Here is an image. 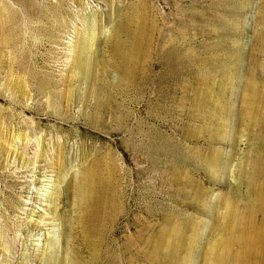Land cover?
Masks as SVG:
<instances>
[{"label":"rangeland","instance_id":"374dc122","mask_svg":"<svg viewBox=\"0 0 264 264\" xmlns=\"http://www.w3.org/2000/svg\"><path fill=\"white\" fill-rule=\"evenodd\" d=\"M256 88L264 119V0H0V264H232ZM94 157L119 209L90 263L64 182Z\"/></svg>","mask_w":264,"mask_h":264},{"label":"bare ground","instance_id":"6f19581e","mask_svg":"<svg viewBox=\"0 0 264 264\" xmlns=\"http://www.w3.org/2000/svg\"><path fill=\"white\" fill-rule=\"evenodd\" d=\"M136 60H138L137 57H134L131 53L123 59L124 63L121 62V64L123 63L125 66L126 75H131L133 73L137 62ZM261 99L260 91L257 90V88L243 97L245 108L252 110V116L250 117L254 118L253 124L257 121L260 128L255 171L253 175H250L249 180L246 182L244 181V184H246V187H244L247 189V197L245 196L246 202L243 204V208L241 207L243 212L240 214L233 207L230 208V212L227 216L225 213L223 214L226 216L224 222L220 227H217V229L223 230L225 234L230 235L227 241L221 243L224 247L222 251H225L226 256L230 254L228 256L232 264H264V182L260 184L261 181H259V184L257 183L259 179L258 176L261 175V170L264 169V119L260 116L256 108ZM215 160V157L210 158L209 162L212 163ZM212 165H214V163ZM46 171L47 170L43 171V173ZM114 171L110 159L94 157L88 160L85 159V162L80 165L79 173H70L64 182V189L69 193L74 207L73 222L80 229V231L75 232L76 235L73 238L75 242L81 244L83 250L87 251L90 263H94L98 260V254L103 250V246L108 240V236L112 229V223L115 221L117 209H119V205L117 204V198L119 197H117ZM38 172H40V169ZM42 176L47 177L45 174ZM225 205L226 203L224 206ZM71 230L72 229H70L69 232L73 233L74 231ZM171 235H173V233ZM176 235L178 234L176 233ZM231 246L237 248L235 252L231 250ZM69 251L70 256L76 257L77 253L75 249L71 248ZM212 254L216 255L215 252ZM224 254H218L216 257H213L214 262L222 263L224 260L221 258ZM223 259H225V257ZM108 260L113 263L115 261L114 255L111 254Z\"/></svg>","mask_w":264,"mask_h":264}]
</instances>
